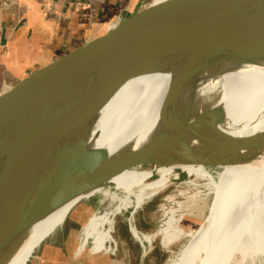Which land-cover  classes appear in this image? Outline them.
I'll return each instance as SVG.
<instances>
[{"label":"water","instance_id":"95a60500","mask_svg":"<svg viewBox=\"0 0 264 264\" xmlns=\"http://www.w3.org/2000/svg\"><path fill=\"white\" fill-rule=\"evenodd\" d=\"M153 1L72 22L53 33L37 56L15 57L14 71L0 80V264L33 224L77 196L109 185L127 169L162 164L130 163L131 156L86 157V143L95 136L88 142L89 133L75 129L72 113L62 108L66 90L77 84L66 76L264 60V0ZM224 119L222 105L206 109L186 128L172 161L208 166L250 161L240 146L194 154L193 143L211 137L208 129ZM141 151L142 146L133 154ZM186 178L180 173L176 182Z\"/></svg>","mask_w":264,"mask_h":264},{"label":"bare ground","instance_id":"6f19581e","mask_svg":"<svg viewBox=\"0 0 264 264\" xmlns=\"http://www.w3.org/2000/svg\"><path fill=\"white\" fill-rule=\"evenodd\" d=\"M67 80L77 84L66 90L62 108L72 113L75 129L89 133L88 142L95 136L93 144L86 143V157L93 159L131 156L130 163L159 160L174 153L186 128L206 109L222 105L225 119L208 129L211 137L193 143L194 154L227 153L240 146L241 155L250 161H229L213 172L204 169V164L191 163L183 181L195 187L204 181L213 198L209 215L198 221L177 202L178 207L166 211L167 219L159 229L161 244L169 249L187 238L170 264H244L248 260L257 264L264 258V60L91 70ZM141 146L142 151L133 154ZM171 166L161 164L151 171L127 169L100 187L116 190L109 194L110 202L90 214L77 255L100 257L98 254L110 250L112 242L105 238L100 224L105 220L114 224L121 207L128 208L131 202L175 183L178 171ZM100 188L82 193L33 224L1 264L22 257L52 217L59 225L83 197L94 191L92 197H101L104 189ZM121 193L130 196L119 204Z\"/></svg>","mask_w":264,"mask_h":264},{"label":"crops","instance_id":"0c3cea01","mask_svg":"<svg viewBox=\"0 0 264 264\" xmlns=\"http://www.w3.org/2000/svg\"><path fill=\"white\" fill-rule=\"evenodd\" d=\"M136 1L138 0H0V80H3L7 73L14 71L15 57L18 58L22 54L37 56L43 51V45L51 39L53 33L90 15L101 16L119 7L130 8ZM163 1L165 0H154L152 4ZM77 3L81 5L77 6ZM29 64L24 66V71ZM153 195L131 202L129 208H133L132 214ZM129 196L119 194V204L124 203ZM139 228L150 233L140 234L137 227L131 225V231L140 242L139 248L122 243L120 254L114 259H108L88 254L78 256L71 240L70 225L66 224L65 228L51 236L39 257L41 262L47 261L49 253L55 252L57 256L47 261L48 264H157L158 246L156 237L152 239L155 230L144 229L140 225ZM132 243H135L134 240Z\"/></svg>","mask_w":264,"mask_h":264},{"label":"rangeland","instance_id":"374dc122","mask_svg":"<svg viewBox=\"0 0 264 264\" xmlns=\"http://www.w3.org/2000/svg\"><path fill=\"white\" fill-rule=\"evenodd\" d=\"M76 74L77 73L66 76L65 80H67L72 76L74 77V75ZM172 158H173V153L172 154L170 153L162 156L159 160L162 162V164L171 163L172 165L171 169L175 171L177 170L178 176L180 173L187 174L189 172L191 163L172 161ZM152 160L154 161V159ZM155 166L158 165L150 164V165H142L137 167H139L138 170L146 169L148 171H151L155 168ZM202 167L208 170L209 172H213V170L217 168V166H208V165H202ZM196 187L192 183L190 184L187 181L175 182L161 189L150 198L146 199L140 205V207L137 208V211H135L134 214H132L133 208L128 207L129 209H127L125 207H121L122 211L120 212V214H117L115 216L114 224L107 222L106 220L100 224L102 225L100 228H102V231L104 232L103 235H105V238L108 237L110 242H112L113 247L110 249L109 252L100 253L98 255L103 258L114 259L120 254L122 243L125 244L127 243L128 245L131 244L130 246H135V248H139L140 242L135 238L133 232L131 231V225H135L139 230L140 234L141 233L150 234V233L142 231L139 228V225L144 229H149V230L153 229L158 231L159 229H161V226L163 225L164 221L167 219L168 215L166 214L167 213L166 211H168L170 208L178 207L179 204H177V202L178 203L182 202L181 204L185 207L186 211L188 213H191L193 216L197 217L199 219L198 221L205 220L207 218V215H209L210 212L209 207H211L213 201L212 194L209 195L207 194L208 190L204 185V181H200L199 185ZM100 190H103L102 192L103 194L101 195V197L100 196L92 197V194L96 192L94 191L83 197L81 200H79L73 206L72 210L68 212L63 224L60 227L56 222H54V217H52L50 221H47L48 226L41 233V235L38 236L33 241H30V243L27 245L25 249L26 252L23 254V256L22 257L20 256L12 264H37L38 262H40V264H48L47 261H50L54 256L56 257L57 254H55V252L49 253L48 255L49 259H47V261L41 262L39 257L40 253L43 251L44 245L47 244V242H49L50 239L52 238L51 236L55 235L56 232H59L61 229L65 228L66 224L70 225V234H71L70 236L73 245L76 249L75 253H77L80 243L82 241L81 238H82L83 226L85 225L89 217L95 212V210L100 209L102 207V203H107L111 201L109 194L113 193L116 189L115 187H105V188H100ZM182 191L183 192L186 191V192L185 194H181L182 195L181 196L179 193ZM172 197H174V199ZM133 240L135 243H132ZM155 240L158 246L157 264H170V262L176 257V255L182 249L183 245L186 243L187 238L184 237L182 240L172 245L173 248L171 247L169 249L164 248L162 246L161 234H159L155 238ZM86 254L83 253L81 256H85ZM236 260H238V258H236ZM256 263L264 264V258H262L261 260H257ZM244 264H252V262L248 260Z\"/></svg>","mask_w":264,"mask_h":264},{"label":"built area","instance_id":"2783aa9c","mask_svg":"<svg viewBox=\"0 0 264 264\" xmlns=\"http://www.w3.org/2000/svg\"><path fill=\"white\" fill-rule=\"evenodd\" d=\"M4 1L8 2V1H11V0H4ZM78 5H81V3H78Z\"/></svg>","mask_w":264,"mask_h":264}]
</instances>
